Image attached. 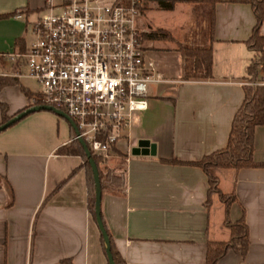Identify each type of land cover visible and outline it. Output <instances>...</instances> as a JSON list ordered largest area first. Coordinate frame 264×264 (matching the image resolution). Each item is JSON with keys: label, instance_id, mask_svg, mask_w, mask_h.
Returning a JSON list of instances; mask_svg holds the SVG:
<instances>
[{"label": "crops", "instance_id": "obj_1", "mask_svg": "<svg viewBox=\"0 0 264 264\" xmlns=\"http://www.w3.org/2000/svg\"><path fill=\"white\" fill-rule=\"evenodd\" d=\"M44 2L0 0V51L27 50L34 39L31 21ZM143 2L141 12L149 14L140 15V25L171 38L145 37L163 80L150 83L149 106L136 115L130 141L121 140L118 155L104 161L117 173L103 177L101 199L113 248L126 264H206L209 242L231 238L227 218L244 216L247 252L231 248L218 264H264V165L216 167L212 190L208 173L195 163L227 145L249 66L261 55L248 44L254 8L217 1L211 38V5L177 1L164 9L157 0ZM19 8L24 17L15 16ZM199 25L204 37L195 43ZM180 43L212 44V76L183 78ZM24 68L0 61V78L13 79L0 88L8 107L4 113L0 106V124L34 104L37 89L17 74ZM257 71V79L264 77V62ZM76 135L72 122L50 109L32 111L0 131V264H110L89 205L84 157L60 151ZM140 138L155 142L156 153L134 152ZM254 158L264 163V124L255 130ZM221 193L231 197L228 203Z\"/></svg>", "mask_w": 264, "mask_h": 264}, {"label": "built area", "instance_id": "obj_2", "mask_svg": "<svg viewBox=\"0 0 264 264\" xmlns=\"http://www.w3.org/2000/svg\"><path fill=\"white\" fill-rule=\"evenodd\" d=\"M141 3L45 0L27 50L0 51V61L25 66L17 74L40 85L34 104L67 112L104 161L118 155L121 140L130 141L136 115L149 106V84L163 80L146 47ZM15 16L24 17L23 9ZM253 83L264 84V77Z\"/></svg>", "mask_w": 264, "mask_h": 264}, {"label": "trees", "instance_id": "obj_3", "mask_svg": "<svg viewBox=\"0 0 264 264\" xmlns=\"http://www.w3.org/2000/svg\"><path fill=\"white\" fill-rule=\"evenodd\" d=\"M140 7H144L145 0H141ZM160 7L164 9L174 8L177 1H188L206 3L211 5V22H210V34L213 38L214 27V5L217 1H243L249 2L254 8L256 15V24L253 28V33L248 40V44L251 48L261 52L260 57L254 60L249 66V81L245 84V97L235 113L232 128L230 131L227 145L223 148L217 149L210 154H207L202 159L195 161L196 164L202 166L208 173L211 183V189L217 188L218 177L213 173V169L216 167H232L243 168L251 166H262L264 163L257 162L254 158L255 150V130L258 125L264 124V84H255L254 81L258 77V66L264 62V35L261 33V26L264 22V0H157ZM147 38H162L170 37L168 31L159 29L156 31H148L145 34ZM179 50L183 55V78H207L212 76L213 72V47L211 43L204 45L196 44H179ZM13 81L12 78L1 77L0 88ZM27 91V90H26ZM27 94H30L27 91ZM34 105V104H32ZM0 106L4 113L7 112L6 103L0 100ZM31 106V105H30ZM8 116L5 115V120ZM60 151L67 153H81L84 157L85 165L87 167L88 174V187H89V205L92 212L95 214V202H96V187L94 173L86 155L85 149L78 138H74L69 144L60 148ZM98 164L101 182L103 185V177H115L117 174L115 168L109 164H104V160L101 156L94 155ZM222 198L228 203L231 197L227 194L221 193ZM227 224L231 229V238L227 241H210L207 250L206 264H218L219 259L231 248L240 251L245 254L250 244L249 227L242 216L236 221H231L227 218ZM112 243V239H111ZM112 251L117 264H126V262L120 257L119 253L114 250L112 245Z\"/></svg>", "mask_w": 264, "mask_h": 264}, {"label": "water", "instance_id": "obj_4", "mask_svg": "<svg viewBox=\"0 0 264 264\" xmlns=\"http://www.w3.org/2000/svg\"><path fill=\"white\" fill-rule=\"evenodd\" d=\"M38 109L53 110L57 112L58 114H60L61 116L68 118L72 122L73 126L75 127L76 133L78 135L77 138L79 139V141L81 142V144L83 145L85 149L86 155L88 157L89 163L91 164V167L94 173L95 187H96L95 215H96V219H97L99 228L101 230L102 236L106 243V252H107L108 260L110 264H117L114 258L113 251H112L111 237H110V234L107 230V227L105 225V222L102 216V210H101L102 182H101L99 167L87 142L82 136H80L77 124L70 117V115L67 112H65L63 109L57 108L56 106H53L50 104H34V105L28 106L25 109L21 110L20 112H18L17 114H15L14 116L6 120L5 122H2L0 124V131L7 128L8 126L13 124L17 120L21 119L28 113L38 110ZM133 150L134 152H137V153L138 152H145V153L151 152L154 154L156 153V143L152 142L149 138H140L138 140L137 145L134 147Z\"/></svg>", "mask_w": 264, "mask_h": 264}, {"label": "rangeland", "instance_id": "obj_5", "mask_svg": "<svg viewBox=\"0 0 264 264\" xmlns=\"http://www.w3.org/2000/svg\"><path fill=\"white\" fill-rule=\"evenodd\" d=\"M148 14H149V11H145V12H141L140 15L142 17H144L145 19L148 17ZM198 24H200L198 22ZM196 38H193V42H198V39H202V37H204V30L202 28V26L199 25L197 31H196ZM24 82L27 84V85H30L32 88H35V89H39L40 88V85L33 79H29V78H25L24 79ZM149 87H150V84H149Z\"/></svg>", "mask_w": 264, "mask_h": 264}]
</instances>
